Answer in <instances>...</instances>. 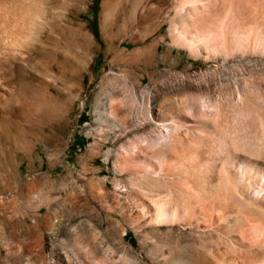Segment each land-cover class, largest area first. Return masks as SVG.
Returning a JSON list of instances; mask_svg holds the SVG:
<instances>
[{
    "label": "rangeland",
    "instance_id": "rangeland-1",
    "mask_svg": "<svg viewBox=\"0 0 264 264\" xmlns=\"http://www.w3.org/2000/svg\"><path fill=\"white\" fill-rule=\"evenodd\" d=\"M43 1L94 50L64 122L24 127L0 105V264H264L248 217L264 196V0H107L106 20L103 0ZM34 50L58 73L59 54ZM10 69L28 93L35 77Z\"/></svg>",
    "mask_w": 264,
    "mask_h": 264
},
{
    "label": "bare ground",
    "instance_id": "bare-ground-1",
    "mask_svg": "<svg viewBox=\"0 0 264 264\" xmlns=\"http://www.w3.org/2000/svg\"><path fill=\"white\" fill-rule=\"evenodd\" d=\"M44 6L43 0H0V66L3 69L23 66L36 79L35 84H32L33 87L31 86L32 89L30 88L31 90L25 93L16 85H9L8 81L0 78V105L10 106L16 113L14 123L24 127L43 126L53 122L62 123L66 120L65 114L70 113L75 106L73 99L76 95L75 91L79 90L82 85V71L87 70L94 50L90 33L83 23L74 20L68 26L65 24H63L65 26H60V24L58 26L47 19ZM106 7H108L107 0H103L102 17L104 20L107 19ZM182 40L183 43L179 44L190 49L192 41L186 37H182ZM34 49L41 50L42 55L46 50L59 54L63 60L59 65L58 73H54L52 69L55 62L53 57L52 59L44 57L45 59L37 61L38 65L31 66L29 62L31 55L36 51ZM56 87H61L60 91L66 94L63 93L56 97L58 93ZM20 99L33 100L23 105L17 103ZM13 103L18 105H13ZM196 190L198 201L204 208H209V211L217 217H224L222 208L212 198L208 186L199 184ZM182 201L176 205L183 207L184 210L187 202ZM157 217L158 221L168 220V210L162 209L161 206L158 207ZM248 217L258 218L264 223V196L261 208L259 206L256 211L249 213ZM171 264H209V262L192 254L184 261H173Z\"/></svg>",
    "mask_w": 264,
    "mask_h": 264
}]
</instances>
